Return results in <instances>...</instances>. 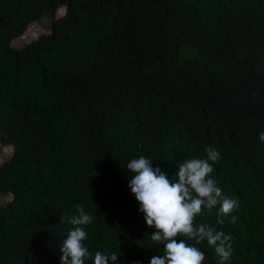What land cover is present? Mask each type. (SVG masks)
<instances>
[{
    "label": "trees",
    "instance_id": "1",
    "mask_svg": "<svg viewBox=\"0 0 264 264\" xmlns=\"http://www.w3.org/2000/svg\"><path fill=\"white\" fill-rule=\"evenodd\" d=\"M263 49L264 0H0V264H264Z\"/></svg>",
    "mask_w": 264,
    "mask_h": 264
},
{
    "label": "rangeland",
    "instance_id": "2",
    "mask_svg": "<svg viewBox=\"0 0 264 264\" xmlns=\"http://www.w3.org/2000/svg\"><path fill=\"white\" fill-rule=\"evenodd\" d=\"M58 13L62 14L63 13V8H60L57 13L56 16H58ZM52 18L51 14L49 12H43L41 14V16L39 17L38 21H36L35 23L37 24L36 29H38L37 32L32 31L30 34H22L19 36H15L13 37V39L11 40V46L13 48H20L23 45L29 43L31 40L35 39L37 37V35H39L40 33H44L47 32L48 29V23L50 21V19ZM264 59V49L261 52V59ZM13 152V147L12 145H2V143L0 142V162L3 159H8L10 157V155ZM12 198V193L8 192V193H1L0 192V203H5L7 201H9Z\"/></svg>",
    "mask_w": 264,
    "mask_h": 264
}]
</instances>
